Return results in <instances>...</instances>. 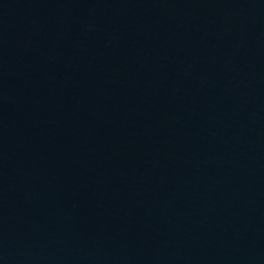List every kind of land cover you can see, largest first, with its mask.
Listing matches in <instances>:
<instances>
[{
	"label": "water",
	"instance_id": "95a60500",
	"mask_svg": "<svg viewBox=\"0 0 264 264\" xmlns=\"http://www.w3.org/2000/svg\"><path fill=\"white\" fill-rule=\"evenodd\" d=\"M0 264H264V0H0Z\"/></svg>",
	"mask_w": 264,
	"mask_h": 264
}]
</instances>
